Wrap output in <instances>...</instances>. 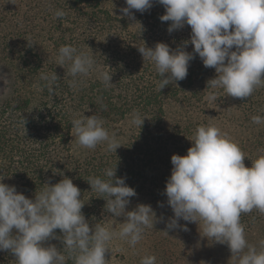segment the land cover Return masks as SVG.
I'll list each match as a JSON object with an SVG mask.
<instances>
[{
    "label": "trees",
    "instance_id": "16d2710c",
    "mask_svg": "<svg viewBox=\"0 0 264 264\" xmlns=\"http://www.w3.org/2000/svg\"><path fill=\"white\" fill-rule=\"evenodd\" d=\"M126 6V0H0V61L15 69L14 90L0 98V176L15 177L18 192L32 199L44 183L71 178L81 190L82 212L90 226L105 225L112 214L105 212L106 200L98 197L87 179H107L104 171L116 165V175L126 177V184L136 190L130 199L142 201L149 196L150 203H142L150 204L158 218L171 216L172 209L164 214L171 157L187 154L193 145L190 138L200 125L211 122L229 137L233 130L253 131L249 144L240 147L247 156L246 166L264 154V124L251 120L254 115L264 117V86L243 99L217 89L216 99L209 100L213 90L207 88V81L217 73L215 68H206L197 54L185 79L158 91L161 78L152 62H144L138 46L154 48L157 42H165L175 50L190 40L191 27L169 33L171 22L160 20L166 9L158 2L143 13L133 10L134 19L121 12ZM58 9L66 15L56 18ZM62 45L91 53L99 67L112 74L111 86L105 87L92 73L82 78L83 83L77 77V87H70L69 65L56 63ZM193 49L189 43L185 50ZM53 72L59 79L50 93L39 74ZM134 112L147 116L142 127H122ZM83 115L103 119L104 127L122 144L116 152L106 151L104 144L91 150L72 144L71 122ZM240 219L248 242L259 248L258 242L264 239V213L254 209ZM196 226L193 223L186 235L182 228L169 234L163 229L166 243L160 244L162 248L156 244L151 254L157 264H236L231 254L214 252L212 247L224 244L209 246L207 238L203 242ZM259 226L262 234L256 235ZM56 232L62 236L59 229ZM170 242L183 248L181 256L164 249ZM45 244L63 248L59 239ZM15 259L10 250H0V264H17ZM67 264L74 261L68 259Z\"/></svg>",
    "mask_w": 264,
    "mask_h": 264
},
{
    "label": "clouds",
    "instance_id": "9594fccd",
    "mask_svg": "<svg viewBox=\"0 0 264 264\" xmlns=\"http://www.w3.org/2000/svg\"><path fill=\"white\" fill-rule=\"evenodd\" d=\"M154 2L166 9L160 20L171 22L169 33L185 25L191 27L190 40L175 50L165 42H157L154 48L138 46L144 62H152L161 78L158 91L185 79L189 63L197 54L206 68H215L217 73L207 81V88L213 90L209 100L216 99L217 89L243 99L264 86V0H126L121 12L134 19L133 10L143 13ZM65 15L62 9L55 12L56 18ZM189 43L194 45L192 52L185 50ZM56 63L69 65L67 74L73 77L69 84L74 89L77 77L83 83L82 78L92 73L105 87L112 84V74L101 69L91 53L75 46L62 45ZM39 79L51 93L59 77L56 72L40 73ZM146 117L134 112L129 122L142 127ZM251 120L264 124L260 115ZM71 124L82 148L91 150L106 143V151L116 152L122 145L97 115L73 118ZM190 139L193 145L186 155L171 157L173 168L164 193L174 216L167 222L166 233L176 228L189 231L187 224L180 225L181 219L198 223L201 238H207L209 246L227 244L236 264H264V239L258 242L259 248L250 244L240 219L254 209L264 213V154L246 166L247 156L238 143L211 122L198 126ZM116 171L117 165L104 171L107 179L96 176L87 181L100 194L98 197L106 200V213L126 218L118 230L107 224L90 226L82 212L85 202L81 190L67 176L55 184L44 183L34 199L4 183V176H0V250H10L17 264H67L68 259L74 264H107L105 254L113 240L135 247L145 230L160 218L150 204L126 210L137 193ZM57 229L62 236L57 235ZM51 239L61 240L63 248L46 245ZM140 264H157V257L145 255Z\"/></svg>",
    "mask_w": 264,
    "mask_h": 264
},
{
    "label": "rangeland",
    "instance_id": "374dc122",
    "mask_svg": "<svg viewBox=\"0 0 264 264\" xmlns=\"http://www.w3.org/2000/svg\"><path fill=\"white\" fill-rule=\"evenodd\" d=\"M14 71L15 69L13 65L10 66L9 64L7 65L6 63L0 61V98L10 96V93L14 90V80H15ZM128 125H130V123L126 122L122 124V127H125V126L128 127ZM111 130H116V129L112 128ZM252 136H253V131H249V130H233V133L231 134V138L235 142L238 143L239 147L247 146ZM71 141L74 146H79L73 134H72ZM104 145H106V143ZM16 180L17 179L15 177H11V176H7L4 178V181L6 184L10 186L12 185L16 186V189L18 191L19 183H17ZM165 198L167 199V197ZM142 199H143L142 201L138 199H130V203L127 205L126 210L128 211L134 210L138 204H141L142 202L150 203V201L152 200V198H150L149 196L147 198L145 196ZM166 206L168 207L166 209L164 208L165 209L164 214L168 210H171V207L168 204ZM171 212H172L171 216L169 215V217L167 218L163 216L160 217L159 220H161L162 223H160V221L158 220V222L155 225H153L152 228L146 229L143 234V239L135 247H131L126 241H123L120 239L113 240L111 243L110 249L107 250L105 254L106 259H107V264H140L142 257H144L145 255L152 254V251L156 244L163 245L162 242L166 243L165 239L167 236L163 232V229H167V222L169 221L171 217L174 216V213L172 210ZM125 219L126 218L124 216L115 218V217H112V215H109L106 219L107 221L105 222V224L111 225L115 227L116 230H118L119 225L122 222H124ZM179 223L180 225L187 224L188 229H190L191 225L194 222L189 223L181 219ZM197 227L199 226H196V228ZM177 229L180 230V228H177ZM193 229H192V234L194 233ZM170 231H173V230H170ZM255 231H256V235L262 234L261 226L256 227ZM187 232L188 231H185L183 235L184 234L186 235ZM199 234H200V231H199ZM203 240H204L203 242H206L205 238H203ZM161 245H160V248H162ZM170 248L172 252H174V254H176L177 256H181L183 254V248L178 247L177 245L174 244V242H170L168 243V247H164L165 250L170 249ZM212 248L215 253L220 252V254H223L225 256H228L230 254L232 256V253L229 247L227 246V244L219 246V249L214 248V247Z\"/></svg>",
    "mask_w": 264,
    "mask_h": 264
}]
</instances>
